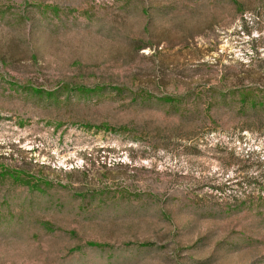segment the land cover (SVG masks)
<instances>
[{
  "label": "rangeland",
  "instance_id": "374dc122",
  "mask_svg": "<svg viewBox=\"0 0 264 264\" xmlns=\"http://www.w3.org/2000/svg\"><path fill=\"white\" fill-rule=\"evenodd\" d=\"M0 264H264V0H0Z\"/></svg>",
  "mask_w": 264,
  "mask_h": 264
}]
</instances>
